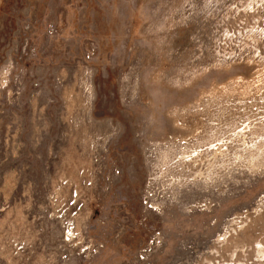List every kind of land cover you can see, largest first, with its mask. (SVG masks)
Masks as SVG:
<instances>
[{
	"label": "rangeland",
	"instance_id": "rangeland-1",
	"mask_svg": "<svg viewBox=\"0 0 264 264\" xmlns=\"http://www.w3.org/2000/svg\"><path fill=\"white\" fill-rule=\"evenodd\" d=\"M257 240L264 0H0V264H264Z\"/></svg>",
	"mask_w": 264,
	"mask_h": 264
},
{
	"label": "crops",
	"instance_id": "crops-1",
	"mask_svg": "<svg viewBox=\"0 0 264 264\" xmlns=\"http://www.w3.org/2000/svg\"><path fill=\"white\" fill-rule=\"evenodd\" d=\"M6 137H8V132H6ZM11 138H12V136H11ZM6 139H8V138H6ZM18 140H19V138H18ZM14 238H16V237H14ZM32 244H34L33 241H32ZM27 255H28L27 257L29 259H31L32 262L40 261V259H41V254L38 252H36V253L32 252L31 254H27ZM5 257H7L6 258L7 264H23L22 263L23 261H25V262L29 261L28 258L26 256H24L23 253H20L19 251H15L12 254H7V256H5ZM26 264H28V263H26Z\"/></svg>",
	"mask_w": 264,
	"mask_h": 264
},
{
	"label": "bare ground",
	"instance_id": "bare-ground-1",
	"mask_svg": "<svg viewBox=\"0 0 264 264\" xmlns=\"http://www.w3.org/2000/svg\"><path fill=\"white\" fill-rule=\"evenodd\" d=\"M254 244H255V246L257 247V248H260V249H258L260 252H262V249H261V247L263 246V244H264V240L263 241H254ZM261 246V247H260ZM245 251V250H244ZM249 252V251H248ZM245 254V253H244ZM260 254H262V253H260ZM230 258V257H229ZM244 261V260H243Z\"/></svg>",
	"mask_w": 264,
	"mask_h": 264
}]
</instances>
